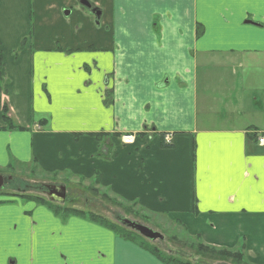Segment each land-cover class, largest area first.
I'll use <instances>...</instances> for the list:
<instances>
[{"label":"crops","instance_id":"1","mask_svg":"<svg viewBox=\"0 0 264 264\" xmlns=\"http://www.w3.org/2000/svg\"><path fill=\"white\" fill-rule=\"evenodd\" d=\"M0 51L1 100L24 129L7 130L0 111V170L96 182L264 264V107L231 65L264 57V0H0ZM211 68L221 71L201 73ZM25 200L0 199V264H162ZM87 202L78 210L94 212Z\"/></svg>","mask_w":264,"mask_h":264},{"label":"rangeland","instance_id":"2","mask_svg":"<svg viewBox=\"0 0 264 264\" xmlns=\"http://www.w3.org/2000/svg\"><path fill=\"white\" fill-rule=\"evenodd\" d=\"M249 25L255 27L253 24ZM58 36L60 38L63 37L60 35ZM61 45L62 43L59 42L58 46ZM5 49L6 51H13V43L10 42V44L6 45ZM245 56L246 55H243L241 60L245 63L244 67H247V69L240 70L238 68V63L241 61L239 59L233 60L231 65L237 73H244L248 76L250 82H254L256 84L254 85L253 83V85H250L248 89H244L242 94L259 99V102L262 103V107H264V57L252 59L246 58ZM212 69L213 68L209 69V71L201 70V73H206V77H208ZM216 70L219 72L221 71L219 69H213V71ZM253 86L256 88L253 89ZM97 117L98 116H94V114L91 115L90 113L84 115L81 112L77 113L78 120L95 119ZM0 175L6 179L3 188L0 190V199L2 200L11 199L12 197L10 194L18 196L20 194H28L45 198L43 193L37 191L38 187L47 183L57 186L64 183L67 190V201L64 205H62L64 207H73L72 205H74V207L80 209L83 208L82 204H84L85 201H88L86 206L87 210L91 209V211H94L96 214L105 217L111 222L127 230L130 229L123 224L124 220L140 223L147 226L154 232L162 234L165 238L164 240L150 241L145 238L144 239L166 253L172 254L181 259H188L193 263L199 261L202 264H232L231 262L214 261L210 258L202 259L201 256H198L190 248L184 247L172 240L173 238H177L183 242L187 237L185 233L186 231L177 226L176 223L169 221L165 216L141 210L134 205L119 201L118 198L111 197L110 193L97 189L96 182L87 183L84 181H77L68 176H41L39 172H37L35 166L23 167L17 164H13L11 169L0 170ZM9 177L11 180H8ZM24 189H26L25 192H23ZM23 202L27 201L24 200ZM32 231H34V229H32ZM33 249L36 253L38 252L36 247ZM25 252L26 251H24V253Z\"/></svg>","mask_w":264,"mask_h":264},{"label":"trees","instance_id":"3","mask_svg":"<svg viewBox=\"0 0 264 264\" xmlns=\"http://www.w3.org/2000/svg\"><path fill=\"white\" fill-rule=\"evenodd\" d=\"M196 33H197V37H200L203 34V29L199 26L197 28ZM4 67H5L4 54L2 51H0V111L2 113V119L6 125L7 130L23 131L24 129L18 127L11 119V117L9 116L10 109L8 105L3 104L1 100V95L3 91L2 84H3ZM11 168L12 165L9 166V168L7 169H11ZM24 198L27 200L35 201L37 203L48 205L55 211L57 215H60L63 218H67L69 216H78L87 219L95 224H98L106 229H109L118 236H120L121 238H123L124 240L137 244L144 251H146L154 258L159 260L162 264H202L199 261L193 263L188 259H183V258L181 259L172 254L166 253L165 251L159 249L157 246H154L153 244L145 240L142 236H140L136 232L127 230L94 212H86L74 208L57 207L45 199L32 197V196H24ZM186 235L187 237L183 242L178 240L177 238H173L172 240L180 245H183L184 247L190 248L198 256H201L202 259L210 258L214 261L231 262L232 264H252L246 259L244 253V246H242L240 250H230L227 248H220L212 245H207L199 237L194 238L189 236L187 233Z\"/></svg>","mask_w":264,"mask_h":264},{"label":"water","instance_id":"4","mask_svg":"<svg viewBox=\"0 0 264 264\" xmlns=\"http://www.w3.org/2000/svg\"><path fill=\"white\" fill-rule=\"evenodd\" d=\"M85 6H87L88 8L90 7V5L87 2L83 3ZM93 14H95V16L97 18H99V12H95L94 10L92 11ZM70 14V11L66 12V15ZM251 23V22H250ZM9 180H11V178H8ZM6 182V179L0 175V190L3 188L4 184ZM50 188V187H49ZM53 188H55V192H53L50 197H52L53 195H57L59 202L64 203L65 202V197H66V187L64 185H60V186H54ZM49 197V198H50ZM123 224L129 228L130 230L136 232L137 234H139L140 236H142L143 238L150 240V241H157V240H164V236L158 232H154L153 230H151L150 228H148L147 226H144L140 223L137 222H133L130 220H124Z\"/></svg>","mask_w":264,"mask_h":264},{"label":"flooded vegetation","instance_id":"5","mask_svg":"<svg viewBox=\"0 0 264 264\" xmlns=\"http://www.w3.org/2000/svg\"><path fill=\"white\" fill-rule=\"evenodd\" d=\"M95 11V12H98L96 9H92V11ZM9 180V179H8ZM54 186H57V185H54V184H50V183H47V184H42V186L38 187L37 191L40 192V193H43L45 198L44 197H39V196H32V195H28V194H20V198L22 200H25L24 196H32V197H37V198H41V199H45L47 200L48 202L54 204V206H57V207H62V208H73V207H64L62 205L65 204V202L67 201V190H66V197H65V202L62 203V202H59V199H58V196L55 194L53 195L52 197H50V195L55 192V188H53ZM59 186V185H58ZM50 187V188H49ZM26 189L23 190V192H25ZM12 198L14 197H19V196H16L15 194H10ZM50 197V198H49ZM51 208V207H50ZM52 209V208H51ZM53 210V209H52ZM54 211V210H53ZM55 212V211H54ZM63 218V217H62Z\"/></svg>","mask_w":264,"mask_h":264},{"label":"built area","instance_id":"6","mask_svg":"<svg viewBox=\"0 0 264 264\" xmlns=\"http://www.w3.org/2000/svg\"><path fill=\"white\" fill-rule=\"evenodd\" d=\"M134 140H135L134 136H131V135L123 137V142L126 145L133 144L134 143ZM165 141H166L167 144H169L170 141H171L170 136L167 135L165 137ZM259 144H261V145L264 144V137H262V138L259 139Z\"/></svg>","mask_w":264,"mask_h":264}]
</instances>
